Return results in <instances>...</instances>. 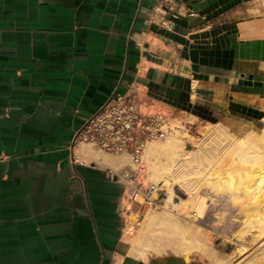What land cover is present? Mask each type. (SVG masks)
<instances>
[{"label": "crops", "instance_id": "1", "mask_svg": "<svg viewBox=\"0 0 264 264\" xmlns=\"http://www.w3.org/2000/svg\"><path fill=\"white\" fill-rule=\"evenodd\" d=\"M175 2L0 0V264H201L131 254L122 170L71 148L118 95L191 129L264 104V0Z\"/></svg>", "mask_w": 264, "mask_h": 264}, {"label": "bare ground", "instance_id": "2", "mask_svg": "<svg viewBox=\"0 0 264 264\" xmlns=\"http://www.w3.org/2000/svg\"><path fill=\"white\" fill-rule=\"evenodd\" d=\"M259 107H261L259 111L264 112V104ZM204 127H206L204 134L196 143L198 144V149L185 152L187 154H185L186 159L190 164L194 165V162L191 163V161L198 162V160H201L203 165L200 166V162L198 163L199 166L194 167L196 170L191 172L193 175L192 178L190 177L191 179L180 181L185 187L191 186L192 189H190L194 190L195 188L196 191V194L194 196L191 195V199L187 203L191 204L193 217L184 215L183 218L190 224L195 223L197 219L203 218L210 201L213 200L210 194L201 191V185L205 184L206 187L203 186L204 189L209 190V187L220 194L230 196L233 201L237 200L236 203H239L240 190H244L249 196V201L245 204L247 207L244 210L246 219L243 217L245 219L243 220V229L239 228V231H241L240 239L244 237L243 234L245 233H253L256 241L261 244L264 242V128L262 131L252 130L247 134H240V129H232L227 123L223 122H207ZM173 130L174 132H168L167 140L165 138L166 142H160L155 137L149 140L142 155L143 160L147 162L152 171L151 178L156 182H163V186L167 187L170 193L169 199L166 201L167 204L174 201V186L177 180L176 172L179 168V165L176 164L179 162L176 160L184 150L183 139L181 140L180 138V135L183 136L184 131L180 128H173ZM164 143H170L172 148L169 150L167 162L159 164L155 157L160 153V148H162ZM76 155L78 160H86V162L97 161L102 165L111 166L117 171L122 169L121 167L125 164H128V159L130 158L127 154L109 156L101 152H94L92 148L85 145L77 149ZM129 165L131 164L129 163ZM187 168L188 166L185 164L182 165V170ZM126 209L127 220H129L128 233H132L133 221L137 217L132 202L127 204ZM159 213L156 210H152L140 220V232L135 238L132 237L134 240L132 241L131 254L143 259H147L153 253L158 255L175 254L190 260L193 248L201 249L205 244L197 239V235L196 238L191 235V225L184 224L174 216ZM201 239L203 238L201 237ZM205 248L207 249V247ZM250 250V247L245 243L237 242V250L227 258L218 259L216 263L238 264V262L244 260L245 256L247 257ZM258 254L264 256V245L260 248ZM251 262L252 264L255 263L254 261Z\"/></svg>", "mask_w": 264, "mask_h": 264}, {"label": "rangeland", "instance_id": "3", "mask_svg": "<svg viewBox=\"0 0 264 264\" xmlns=\"http://www.w3.org/2000/svg\"><path fill=\"white\" fill-rule=\"evenodd\" d=\"M251 109L247 110L248 112H245L244 110L240 112V114L242 115H239L238 118H242V119H238L239 120L238 123H235V120L232 121V124H236L237 130L238 128H240V134H247L248 132H251L252 130L262 131V129L264 128V120H263L264 112L259 111L258 108L256 109L254 108L255 110L253 108ZM181 118L182 117H178V116H174L172 119L164 117L161 122L162 133L159 134V136H155V138H158L160 142H166L168 132L170 131L174 132L173 128H180L184 131L183 136L180 135V138L181 140L183 139L182 145L185 151L183 150L179 154L176 160L177 162H179V163H176L179 165V168L177 169V172H176L177 180H176V185L174 186V195H173L174 201L171 202L170 204H167L166 201L169 199V196H170L169 195L170 193L167 187L163 186L164 184L163 182H156L151 178L152 171L149 168L147 162H145L146 170L143 173L144 176L141 179V181L144 184V189H146L147 191H150L151 199H154V200L158 199V200L153 204H147V203H144L143 198L140 197V200H138L137 203H135L134 212L137 215L136 220L133 221V230L135 231V236H137L140 232V228H141L139 225L140 220H142L143 217L148 212L152 210L154 211L156 210L157 213L160 212L159 214H166V215L174 216L175 218L181 220L184 224H188L189 226L191 225L190 227L192 229L191 235L192 236L194 235V238H196V235H197V239H199L202 243L205 244L203 247H201V249L197 248L198 249L197 250L193 248L190 260H193L195 262H201V264H217L216 262L218 259H222V257L223 259L227 258L230 256V254H232L233 252L237 250V242H243L246 245H248L251 250L248 253L249 255L247 254V257L245 256L243 258L244 260L238 262V264H250L251 261H254L255 262L254 264H264V258H263L264 256L258 254L260 251V248L264 245L263 244L264 242L261 244L257 242L255 235L253 233H245L243 234L244 237L240 239L241 231H239L240 230L239 228L243 229L242 228L244 226L243 220L246 219V213L244 210H246V207H247L245 204H247V201H249L248 200L249 196L247 195L246 191L240 190L241 194H240V197L238 198L239 203H236L237 200L233 201L230 196L220 194L216 192L215 190L210 189L208 186L207 187L209 190H207L206 188L204 189L203 186L206 187L205 184L201 185V191L203 193L210 194L213 200L210 201V205L207 207L203 218L197 219L195 223L193 222L190 224L187 221H185V219L183 218L184 215L193 217V212H192L193 209L191 207V204H187V203H189L188 200L191 199V195L194 196V194H196V191H195V188L194 190H191L192 189L191 186L185 187L182 183H180V181L187 180L188 178L191 179L193 176L191 172L196 170L194 167L199 166L198 163L200 162H201L200 166L203 165V162L201 160H198V162L191 161V163L194 162V165L190 164V162L186 159L185 152L188 150L198 149V144L196 143L198 139H200L203 136L204 130L206 128L204 126L207 125V122L206 121L199 122L198 127L196 129H191L193 126L192 119L187 118V120L185 121V119L183 118L181 119ZM87 146H89L93 150H97V152L99 153L101 152L109 156L120 155V154L106 153L102 150L92 147L91 145H87ZM171 148L172 147L170 143H164V145H162V148H160L161 149L160 153L158 154V156L155 157L159 164H163L164 162H167L166 159L168 158V155L170 152L169 150ZM123 154H127V153H123ZM127 155L130 157L128 159L129 162L128 164H125L124 166L121 167L122 171H123V168L126 169L129 166V163L131 164L132 162L131 156L129 154ZM184 164L188 166V168L185 170H182V165ZM190 165H193V166H190ZM181 178L182 180H180ZM241 196L243 197L241 198ZM131 201L132 200H130V202ZM232 201L235 202L236 204L233 203ZM243 217H245V219ZM201 237L204 240L201 239ZM205 247H207V249ZM153 255H158V254L153 253L150 256H153ZM160 255H165V254H160ZM210 256L212 257L210 258ZM257 261H260V262H257Z\"/></svg>", "mask_w": 264, "mask_h": 264}, {"label": "built area", "instance_id": "4", "mask_svg": "<svg viewBox=\"0 0 264 264\" xmlns=\"http://www.w3.org/2000/svg\"><path fill=\"white\" fill-rule=\"evenodd\" d=\"M165 1L175 9V0ZM162 120L160 115L145 117L137 102L118 95L92 114L75 132L71 148L74 150L78 144H87L109 154H129L132 163L119 177L126 186L125 195L132 201L142 197L144 203L153 204L158 199H151L150 191L144 189L141 181L146 170L142 155L148 141L162 133Z\"/></svg>", "mask_w": 264, "mask_h": 264}]
</instances>
